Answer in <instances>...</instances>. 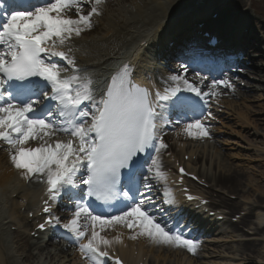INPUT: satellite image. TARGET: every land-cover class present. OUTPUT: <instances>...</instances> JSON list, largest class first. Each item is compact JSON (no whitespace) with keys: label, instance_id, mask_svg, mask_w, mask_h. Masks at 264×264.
<instances>
[{"label":"snow or ice","instance_id":"1","mask_svg":"<svg viewBox=\"0 0 264 264\" xmlns=\"http://www.w3.org/2000/svg\"><path fill=\"white\" fill-rule=\"evenodd\" d=\"M104 3L44 0L37 6L24 0L0 2V142L9 146L11 163L24 179L35 178L46 185L43 212L52 213V204L61 196L73 201L71 218L62 227L89 264H102V258H109L105 249L123 242L119 235L112 239L102 235L116 225L133 231L131 239L144 236L158 245L183 247L195 254L199 247L195 240L151 214L145 207L150 197L137 198L143 195L141 185L145 191L152 189L150 177L141 171L149 162L140 157L154 150L147 172L167 183L160 161L161 149L167 148L158 123L162 111L196 112V101L182 93H192L206 103V97L219 96L218 85L233 90L234 85L228 79L213 81L209 91L203 92L207 77L197 85L187 78L188 68L182 65V74L168 77L162 89L155 85L150 89L136 82L132 65L124 64L97 96L93 78L77 65L72 40L91 29L92 17L101 14ZM85 5H91L87 14ZM73 10L75 18L68 14ZM59 61L71 66L72 74H66L68 67ZM208 117L211 112L204 119H192L183 131L209 137L204 123ZM59 134L69 138L61 139ZM122 175L126 185H121ZM165 195L172 197L171 192ZM90 198L104 204L120 198L122 206L118 214L104 215L93 209ZM53 222L60 224L59 217L46 223ZM38 227L44 229L45 224ZM115 264L121 261L117 258Z\"/></svg>","mask_w":264,"mask_h":264},{"label":"bare ground","instance_id":"2","mask_svg":"<svg viewBox=\"0 0 264 264\" xmlns=\"http://www.w3.org/2000/svg\"><path fill=\"white\" fill-rule=\"evenodd\" d=\"M193 1L105 0V3H108L100 6L101 14L92 17L95 31L81 39L74 38L73 50L80 54L83 66L96 75L97 83L101 82L106 71L114 63L124 60L132 63L135 66V75L142 78L145 73L156 71L157 67L148 52L143 55L141 45L145 43L152 49L162 47L172 40L171 34L166 32L165 28L176 20L183 22L194 19L195 15L190 16V9L194 7ZM249 1L238 0L236 7H244L241 8L244 10ZM87 6L85 14L91 8V5ZM68 14L75 18L74 11ZM246 15L244 18L240 15L234 16L244 22L247 21L246 18H250ZM185 17L187 18L184 19ZM200 19L202 17L197 20ZM259 48L260 51L263 50V46ZM256 55L264 58V51ZM171 56L176 57V52ZM250 61L252 71L241 72L243 75L235 79L234 76H225V79L234 85V90L218 85L216 91L220 93L219 96H212L225 99L223 104L228 106L227 109L246 118L254 128L253 130L236 123L243 133L240 139L246 148L238 144L236 146L238 150L249 154L248 157L245 156L248 161L241 162L243 165L248 164L246 168L233 165V158L226 151L223 152L224 145L213 140L210 135L203 138L189 136L183 131L184 127H181L179 133L176 132L173 136L168 134L167 139L174 141L172 150L178 158L181 157L182 161H185L186 155L190 157L189 162H185L188 169L192 172L198 171L208 180L211 189L205 192L214 202H218L216 206L243 212L240 225H244L249 232L247 234L251 233L253 237L239 233L240 225L228 224V231L204 237L201 240L203 243H198L195 255L190 257L188 252L181 248L158 245L144 236L131 239L135 233L123 225L110 228L111 238L105 234L106 231L102 233L109 239L121 236L123 242L113 244L121 246L120 253L130 264H264V63H256L255 67V61ZM239 97L243 99L235 100ZM211 131L213 134V130L209 128V134ZM0 144V264H89L80 253L78 243L72 244L74 248H71L55 242L44 244L27 238L28 233L32 232V226L22 210L32 211L39 201V195L23 185L21 174L11 163L9 146L3 142ZM32 146H36L34 142ZM3 147L6 149L1 150ZM217 189L227 190L228 193H234L243 199L231 201ZM151 196L156 205H148L147 209H152L150 212H156L158 209L164 214L162 219L158 220L166 225L163 220L167 217V212L162 204L155 200V192H151ZM169 215L172 216L171 213ZM194 231L198 229L195 228ZM55 237L56 235L53 239Z\"/></svg>","mask_w":264,"mask_h":264},{"label":"rangeland","instance_id":"3","mask_svg":"<svg viewBox=\"0 0 264 264\" xmlns=\"http://www.w3.org/2000/svg\"><path fill=\"white\" fill-rule=\"evenodd\" d=\"M254 8H255V12L257 13L256 19H258V21H259L258 24H260L264 27V0H256V3L254 4ZM236 123L241 124L242 126L246 127L240 119H238L236 117H232V115H227V116L225 115L223 117V115L221 114L220 122L217 124L216 127L218 129L222 128V130L218 131V134L220 136L219 138L222 142L225 143L224 148L227 151V154H229L233 158V161H232L233 165L241 166V168H243L245 166H248V164L243 165V163H241V162H243V161H244V163L247 162L248 161L247 157L249 154L246 152H242L241 150H238V148L236 146L238 144L240 147L246 148L245 147L246 145L240 139V137L243 133H241L242 131L236 125ZM250 127H252V126H250ZM251 129H253V128H251ZM245 156H247V157H245ZM253 165H256V164H253ZM237 212H239V211H237Z\"/></svg>","mask_w":264,"mask_h":264}]
</instances>
